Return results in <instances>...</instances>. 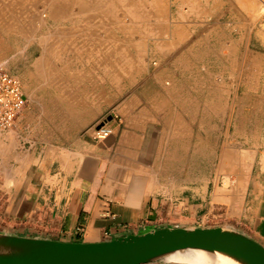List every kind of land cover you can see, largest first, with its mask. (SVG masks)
<instances>
[{
    "label": "crops",
    "instance_id": "1",
    "mask_svg": "<svg viewBox=\"0 0 264 264\" xmlns=\"http://www.w3.org/2000/svg\"><path fill=\"white\" fill-rule=\"evenodd\" d=\"M173 2V19L152 7L156 20L147 24L143 17L122 20L126 9L135 16L138 0L60 1L61 18L73 26L71 40L101 44L93 55L138 59L140 44L148 43V55L162 63L151 73L153 81L146 82L147 76L119 88L117 107L99 124L112 129L106 138L39 147L21 145L17 129L0 130V222L10 224L12 233L95 242L160 227L226 226L264 245V96H239L247 77L238 66L252 67V52L220 51L211 81V69H196L181 46L199 26L194 19L224 13L245 24L250 5ZM125 24L131 29L120 34ZM260 54L264 59V50ZM166 71L185 83L178 89L164 85ZM211 145L212 168L229 174L191 177L190 155H203L197 167L204 170ZM174 256L145 264H195Z\"/></svg>",
    "mask_w": 264,
    "mask_h": 264
},
{
    "label": "rangeland",
    "instance_id": "2",
    "mask_svg": "<svg viewBox=\"0 0 264 264\" xmlns=\"http://www.w3.org/2000/svg\"><path fill=\"white\" fill-rule=\"evenodd\" d=\"M60 1L0 0V60L19 76L27 98L17 121L18 127L10 128L19 130L21 137L17 141H21V145L28 146L34 142L39 147L79 146L89 136L92 137L97 126L113 113V108L117 107L114 99L121 93L119 88L124 84L133 87V83L147 76L150 77L145 79L146 82L153 81L151 73L162 63L148 55V43L140 44L143 55L138 59L94 56V50L100 49L101 44L71 40V37L75 38L70 34L73 26L61 18ZM242 1L248 3L252 11L248 23L241 24L239 17L228 18L224 13L217 17L194 19L199 26L191 30L189 41L181 46L188 50L187 57L191 58L187 60L196 62V69H204L205 65L211 69L207 74L211 81L220 69V51L236 50L242 56L244 52H252V67L238 66L241 75L247 77L245 82L239 83V96L263 97L264 59L260 54L264 50L262 4L260 0ZM136 6L140 8L133 11L134 17L131 10L124 11V23L139 17H143L147 24L151 23L156 20L150 11L152 7L173 19V0H138ZM184 7L189 9L191 6L186 2ZM125 14H130V17ZM124 26L120 34L131 29L127 24ZM187 60L182 63V68L188 65ZM163 68L170 71L172 67L165 65ZM167 71L162 75L164 85L178 89L185 83ZM194 80L196 78L192 75L190 84ZM212 147H206L204 170L197 167L201 166L198 158L201 160L203 155H190L188 173L191 177L202 174L213 177L216 172L229 174L227 170L212 168ZM175 175L181 176V172L175 170ZM228 181L229 178H225V182ZM2 208L4 205L0 203V212ZM13 229L10 224L0 222L1 231Z\"/></svg>",
    "mask_w": 264,
    "mask_h": 264
},
{
    "label": "water",
    "instance_id": "3",
    "mask_svg": "<svg viewBox=\"0 0 264 264\" xmlns=\"http://www.w3.org/2000/svg\"><path fill=\"white\" fill-rule=\"evenodd\" d=\"M187 249L264 264V245L226 226L160 227L104 241H63L0 230V264H145Z\"/></svg>",
    "mask_w": 264,
    "mask_h": 264
},
{
    "label": "built area",
    "instance_id": "4",
    "mask_svg": "<svg viewBox=\"0 0 264 264\" xmlns=\"http://www.w3.org/2000/svg\"><path fill=\"white\" fill-rule=\"evenodd\" d=\"M260 1L262 4L261 25L264 27V0ZM26 102L21 79L0 60V130L10 129L17 123ZM111 133V128L99 126L94 131V137L102 139Z\"/></svg>",
    "mask_w": 264,
    "mask_h": 264
},
{
    "label": "bare ground",
    "instance_id": "5",
    "mask_svg": "<svg viewBox=\"0 0 264 264\" xmlns=\"http://www.w3.org/2000/svg\"><path fill=\"white\" fill-rule=\"evenodd\" d=\"M28 2H30V1H28ZM28 2H26V3H28ZM22 5H24V4H22ZM72 8H71V11H72ZM4 15H6V13H4ZM172 255H177V256H174L175 259H178V260H181V261H185V262L195 263V264H240L237 261H235V260H233V259H231L229 257H226V256H224L222 254H212V253H209L207 251L199 250V249H187V250H182V251H176V252H174V253H172V254H170L168 256H172Z\"/></svg>",
    "mask_w": 264,
    "mask_h": 264
}]
</instances>
